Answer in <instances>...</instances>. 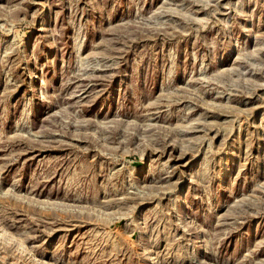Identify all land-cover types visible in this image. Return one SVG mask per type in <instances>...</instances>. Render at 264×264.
<instances>
[{"label": "rangeland", "instance_id": "obj_1", "mask_svg": "<svg viewBox=\"0 0 264 264\" xmlns=\"http://www.w3.org/2000/svg\"><path fill=\"white\" fill-rule=\"evenodd\" d=\"M0 264H264V0H0Z\"/></svg>", "mask_w": 264, "mask_h": 264}]
</instances>
